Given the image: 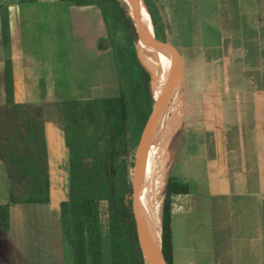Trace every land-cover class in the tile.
<instances>
[{
    "label": "crops",
    "instance_id": "crops-1",
    "mask_svg": "<svg viewBox=\"0 0 264 264\" xmlns=\"http://www.w3.org/2000/svg\"><path fill=\"white\" fill-rule=\"evenodd\" d=\"M153 1L164 19L160 34L171 39L174 78L184 101L183 117L171 127L170 153L175 148L166 174L186 189L171 193L173 264H264V0ZM2 6L7 7L15 100L51 96L42 93L41 82L52 84L67 74L61 49L98 63L111 54L116 66L96 3L0 0V103L5 101L6 57ZM46 49L56 50L54 59L40 61ZM96 73V82L103 84L100 68ZM216 80L223 82L220 88L195 89L187 83ZM236 80L246 88L229 90L227 82ZM84 82L82 88L92 86ZM204 94L214 95L211 104L200 102ZM63 100L42 101L45 119L48 112L55 129L62 124L61 117L51 116L52 106L58 104L61 111ZM170 101L172 112L174 88ZM3 171L0 165V180ZM25 218L13 229L11 215L9 240L0 239V264H37L20 239Z\"/></svg>",
    "mask_w": 264,
    "mask_h": 264
},
{
    "label": "trees",
    "instance_id": "trees-1",
    "mask_svg": "<svg viewBox=\"0 0 264 264\" xmlns=\"http://www.w3.org/2000/svg\"><path fill=\"white\" fill-rule=\"evenodd\" d=\"M61 1L96 3L100 7L114 51L119 84L117 96L69 98L61 104V124L68 151V193L57 205L64 256L67 264H144L135 202L140 172L152 144L153 80L139 60L142 33L124 0ZM148 10L153 23L157 22L155 13ZM1 21L6 57L5 101L0 103V165L7 176V199L0 202V229L8 232L11 204L50 203L52 194L44 106L39 100L14 99L6 6L1 7ZM160 30L155 32L160 69L174 76L171 39L164 34L161 39ZM143 57L146 59L144 50ZM161 82L164 107L170 116L173 85L162 77ZM187 83L201 89L203 85L220 88L223 82ZM227 83L229 90L246 88L244 81ZM262 84L264 88V80ZM142 85L150 112L144 126L134 110V98ZM152 177L151 165L142 191V202L147 201ZM181 190L186 189L165 176L159 192L158 225L166 264H173L171 193ZM145 235L149 247L147 229Z\"/></svg>",
    "mask_w": 264,
    "mask_h": 264
},
{
    "label": "rangeland",
    "instance_id": "rangeland-1",
    "mask_svg": "<svg viewBox=\"0 0 264 264\" xmlns=\"http://www.w3.org/2000/svg\"><path fill=\"white\" fill-rule=\"evenodd\" d=\"M143 1H145V5L153 13H155V20L157 22L153 23L154 32H156V30L159 31L161 23L163 22L162 20L164 19L162 17V13L158 3L153 0ZM132 13L136 17L135 13ZM160 38L163 39L161 35ZM62 43L65 44L66 40H63ZM58 51L60 52V50ZM55 52L56 50H44V55L40 57V61L44 59H54ZM69 53L70 50L61 49V52L59 54V56L61 57V62L63 61L65 67L67 68V74L60 75L59 77L61 78V80L53 81L52 84L51 82H41L43 84L41 86L44 87L42 89L40 88L42 93H46L47 91V95L51 96H41L40 98L35 100L44 102L49 101L50 99L58 101L69 98H94L103 96H116L119 94L118 74L115 63L112 61L113 58L111 54L105 56L103 62L100 61L98 63L94 62L90 58H86L81 55L73 56ZM98 68H100V76H103L104 78L103 84H99L95 80V78L98 76V74L96 73ZM83 79L85 80V84L89 81L92 82V86L89 88L83 86L82 88L79 84L82 83ZM75 82L79 85V87L76 89L72 87V84H76ZM151 87L153 91L157 86L154 82H152ZM195 97L196 99L199 97L200 102L204 101V103L207 104H211L215 99L214 95L211 94H204ZM195 97H193V100H196ZM19 100L22 101L23 98H19ZM31 100H34V98ZM186 102L188 105H190L192 103V99L190 97H187ZM148 109L149 101L145 93V88L142 85L137 89L136 96L134 98V110H136L138 119L143 123V126L148 123V116L150 113ZM51 116H53L56 120L60 119L61 111L58 104H54L52 106ZM49 122L50 118L47 112L46 128L50 153V188L52 194V203L48 205H13L11 206V215L13 218V229L21 227L20 219L22 217H26L24 220H26L25 222H27L28 224L24 225L26 231L20 239H23L27 253L31 252L30 257L33 261H37V264H67L68 262L64 256L63 251L64 238L62 235L61 222L57 210V203L60 200L65 199L68 193L67 151L64 145L63 127H58L55 129V127L53 128L51 123ZM174 148L170 153L171 156L173 155ZM168 166L161 172L159 176L157 183L158 195L162 189ZM6 185L7 177L5 172L3 171V177L0 180V191L2 194L0 202L6 200ZM157 203V221L159 224L158 210L161 204V200H158ZM143 204L145 206L146 202L143 201ZM38 220H40L41 223L40 228L37 227ZM9 234V232H3L0 229V239L3 240V243H6V240H9ZM41 245H43V248H40Z\"/></svg>",
    "mask_w": 264,
    "mask_h": 264
},
{
    "label": "water",
    "instance_id": "water-1",
    "mask_svg": "<svg viewBox=\"0 0 264 264\" xmlns=\"http://www.w3.org/2000/svg\"><path fill=\"white\" fill-rule=\"evenodd\" d=\"M124 1L131 8L132 12L135 13L138 24L140 19L143 22L142 28L140 27L139 24V29L143 37V45L138 53L139 60L142 66L149 73L151 79H153V76H158L169 80L173 85L175 91L176 104L169 118L166 120L164 127L161 130L158 138L155 141L152 138L151 150L148 153L140 172V177L136 192V202H135L137 230H138L139 241L142 249L144 264H146L145 263L146 256L141 241V237L139 234L140 224L145 229H147L148 237L150 239V248L148 249L147 252V256L150 261V264H166L162 256V244L159 233V225L158 222H155L153 218L149 215V213L146 211V208L142 202V191L144 188L146 177L150 171L151 165L161 149L162 143L164 141V138L168 130L173 126V124L177 119H182L183 117V113H184L183 94L180 85L175 80L174 76H172L167 72L162 71L160 67L158 69L154 68L143 57V50L150 48L153 44L155 45L156 42L153 20L147 6L142 0H124Z\"/></svg>",
    "mask_w": 264,
    "mask_h": 264
},
{
    "label": "bare ground",
    "instance_id": "bare-ground-1",
    "mask_svg": "<svg viewBox=\"0 0 264 264\" xmlns=\"http://www.w3.org/2000/svg\"><path fill=\"white\" fill-rule=\"evenodd\" d=\"M140 27H143V22L139 20ZM145 57L146 60L156 69L160 67L159 55L153 44L150 48L145 49ZM153 82L156 84V88L152 91L153 97V115H152V138L155 141L161 130L164 127L166 120L169 118V114L164 107L163 94H162V82L161 77L153 76ZM170 146H171V128L168 130L165 140L164 147L163 143L161 149L156 156L154 162L152 163L153 168V177L152 184L149 196L147 198L145 208L149 213L151 211V217L155 222L157 221V202L160 200V197L157 193V183L161 172L170 164ZM140 237L143 244L144 252H145V263L150 264V261L147 256L148 249L150 248V239H149V247L147 244V239L145 235V229L140 224Z\"/></svg>",
    "mask_w": 264,
    "mask_h": 264
}]
</instances>
